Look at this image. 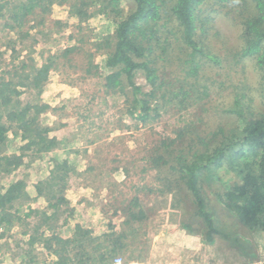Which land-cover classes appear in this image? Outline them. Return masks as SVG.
Masks as SVG:
<instances>
[{
  "label": "trees",
  "instance_id": "16d2710c",
  "mask_svg": "<svg viewBox=\"0 0 264 264\" xmlns=\"http://www.w3.org/2000/svg\"><path fill=\"white\" fill-rule=\"evenodd\" d=\"M67 1L3 0L0 19L5 20L3 27L17 28L20 41L21 38L25 40L30 33L20 32L19 28L30 15H34L35 20L40 18L36 26L43 25L44 15L51 12V6ZM123 1L74 0L70 13L80 21H87L96 13L111 17L113 30L100 34L94 42L97 50H103V63L95 62L90 54L91 66H82V70L86 78L101 79L106 99L112 96L124 99L121 112L126 117L134 122L149 123L158 118L167 105H179V109L188 110L197 102L192 101L194 96L204 100L210 95V84L196 88L191 85L192 81L203 78L207 66L220 67L224 62L208 42L214 25L207 26L200 19L199 7L205 2L216 5L214 11L227 17L233 14L238 19L240 44L228 58L230 70L251 62L252 68L260 73L257 89L264 96V0H128L131 3L128 10L123 7ZM236 5L239 9L235 12ZM12 42L6 45L8 50H0V66L2 63L4 67L9 66L0 74V172L16 169L29 154L40 156L60 146L62 140L51 136L54 128L45 121V114L62 110V116L65 107L44 102L42 95L51 71L72 70L75 55L84 49L80 44L60 48L44 57L42 63H37L32 54L22 55ZM9 49L13 58L6 63L4 55ZM175 49L183 52L184 57H176ZM175 63L177 82L166 78L164 71L169 64ZM139 75L145 77L144 83L137 81ZM224 83V79L220 81ZM147 85L150 88L146 89ZM234 86L237 89L234 100L227 109L228 115L236 119L233 125L227 128L222 123L209 124L203 114L199 119L204 120L203 124L185 121L177 136L164 139L160 149L143 159L148 169L157 173L160 187L154 186V189L159 190V194L173 196V208L186 212L184 227L193 232L201 229V238L207 244H213L216 237H220L241 247L247 238L237 231H225L212 209L206 189V186L216 188V200L235 221L250 231H264V112L252 109L254 96L243 82ZM9 132L22 139L18 152L12 154L7 151L11 140ZM67 164V160L55 162L52 176L37 185L39 194L48 198L53 211L50 215L44 214L41 222L34 226L31 243L41 242L57 256L56 264H112L114 257L130 244L131 238L143 234L141 225L148 215L141 197L136 194L124 205L126 216L119 229L111 220L107 232L94 235L92 228L76 223L73 235L65 238L55 227L62 215V206L71 208L64 196L70 177ZM224 169L232 172L233 178L220 187L218 181L222 180L220 174ZM23 187L24 182L17 181L5 191L0 188V229L19 218L10 209L16 199L22 198ZM152 187L142 184L138 190L145 188L153 192ZM32 211H27L26 215L31 216Z\"/></svg>",
  "mask_w": 264,
  "mask_h": 264
},
{
  "label": "rangeland",
  "instance_id": "374dc122",
  "mask_svg": "<svg viewBox=\"0 0 264 264\" xmlns=\"http://www.w3.org/2000/svg\"><path fill=\"white\" fill-rule=\"evenodd\" d=\"M72 2L74 0L53 4L51 12L44 15L46 19L43 25L36 26L40 18L35 20L34 15H30L19 28L20 32L28 31L30 36L25 40L21 38V41L20 33L16 32L17 28L3 27L5 20L0 19V50H8L6 45L12 40L14 42L11 45L22 51V55L32 54L37 63H42L44 57L57 52L60 48L79 44L84 47L75 55L72 70L67 68L51 71L42 95V99L51 105L65 107V113L60 121L66 122V134L67 138L73 140V150L83 152L87 161L83 162L84 166L82 165L81 169L83 171L80 175L75 174L74 181L72 180L65 192L71 201H75V210L64 209L70 211L68 215L73 219L65 223L64 218L60 217L55 231L59 232L62 227L64 231L61 232L66 235L70 226L81 223L93 228L95 234H102L109 230L108 224L111 220L118 224L119 229V224L126 216L124 205L139 194L148 215L141 225L143 234L131 238L130 244L114 257L112 264L116 257L121 258L120 264H243L264 260V231H250L235 221L230 212L216 200L215 187L211 189L206 186V189L209 191L210 203L216 217L219 218L220 224L224 225L226 232L237 231L245 236L247 238V241L243 240L245 245L241 247L232 245L231 241L220 237H216L213 244H207L201 238V229H195L197 231L193 232L184 227L186 212L184 209L173 208L175 202L173 196L159 194V190L154 189V186L156 189L160 187L156 180L157 173L148 169L146 159H143L160 149L164 139L177 136L179 127L185 121L203 124L204 120H199L203 114H206L204 119L208 120L209 124L222 123L227 128L233 125L236 119L228 115L227 109L234 100V91L237 90L234 85H241V82L247 86L250 95L254 96L252 109L264 112V96L261 90L257 89L260 73L252 68V63L246 62L239 67L235 66L237 72L234 71L236 69L234 66L230 70L228 58L240 44L238 19L234 18L233 14L232 17L231 15L227 17L224 13L214 11L217 8L214 4L206 2L201 4L200 19L202 18L207 26L214 25L210 30L208 42L212 51L221 56L224 62L220 67L208 64L202 73L203 78L192 81L191 85L196 88L204 83L210 84L211 93L204 100H198L194 96L192 101L197 102L188 110L179 109V105H167L161 110L158 118L143 123L134 122L121 112L122 104H125L124 99H119L118 96L106 99L101 89L100 78L84 77L86 74L82 66L87 67L90 64V54L95 62L103 63V50H97L94 42L100 34L113 30L114 24L111 17L100 13L89 17L87 21H80L76 15L70 13ZM130 6L128 0L123 1L125 10ZM238 9L236 5L235 12ZM176 51L178 52L176 57H184L183 52ZM12 53L9 49L4 55L6 63L12 62ZM22 55L16 59V63L21 60ZM178 59L176 63H179ZM176 63L171 66L169 64L164 70L166 78L175 82H177L175 77H178ZM4 66L2 63L0 74L2 69L9 67ZM223 79L225 83L220 84ZM137 81L144 83L145 77L139 75ZM148 88L149 85L146 86V89ZM55 116L46 114L45 118L52 120L57 118ZM13 141L10 142L14 143L13 146L20 143L19 139ZM9 150H12V147ZM220 175L222 177V180L218 181L220 187H224L226 182L233 178L232 172L226 169L221 170ZM142 184L153 186L154 191L150 192L145 188L139 191L138 187ZM27 228L30 229L29 226ZM248 241L250 242L246 243ZM13 249L14 247H11V250Z\"/></svg>",
  "mask_w": 264,
  "mask_h": 264
},
{
  "label": "crops",
  "instance_id": "0c3cea01",
  "mask_svg": "<svg viewBox=\"0 0 264 264\" xmlns=\"http://www.w3.org/2000/svg\"><path fill=\"white\" fill-rule=\"evenodd\" d=\"M47 114H52L53 116L56 115L55 117H57L52 120L45 118V120H51L46 122L54 128L51 131V136H56L59 140H62L60 146L54 150L43 153L40 156H32L33 154H29L24 157L23 163L16 169L10 172H0V188L2 191H5L14 182H24L21 194L22 198L16 199L14 201V206L10 209L11 212L16 213L19 218H16L12 225H3L2 229H0V264H56L57 256L50 252L41 242L36 241L33 244L31 243V235L34 232V226L39 224V221L41 222L44 214L50 215L53 211L48 198L39 194L37 185L41 180H45L52 176V172L56 168L55 162H62L64 160H67L68 162L67 167L70 171V177L67 187L64 190V196L69 200L71 208L75 210L76 207L75 201H71L65 192L72 180L74 181L75 174L78 173L80 175L83 171L81 170L84 166L83 162H87L85 154L73 150V140L71 141L69 137L67 138L68 135L66 134L67 131L65 129L66 122L60 121L63 118L60 115L61 112L57 111L56 114L48 112ZM58 116H61V118ZM61 123H63V125L59 126ZM8 137L11 139L10 142H14L13 140H20V143L15 144L14 146V143L10 144L11 146L7 149L8 153L12 154L18 152V148L22 144L21 137L15 135L13 132H9ZM11 147L12 150H9ZM62 209L61 217L64 218V222L66 223L68 220L72 221L73 218L68 215V210H64L68 208L62 206ZM29 210H33L31 216L26 215ZM28 226L29 228L33 226V228L31 227L28 229ZM65 229L68 228L65 227ZM69 229L70 232L67 230L69 233H66L65 231V235L61 232L62 230L64 231L61 227L59 234L65 238H69L74 233V226H70ZM93 234L100 235L101 233L95 234L93 230ZM12 241L14 243H12ZM11 247H14V249L11 250Z\"/></svg>",
  "mask_w": 264,
  "mask_h": 264
},
{
  "label": "built area",
  "instance_id": "2783aa9c",
  "mask_svg": "<svg viewBox=\"0 0 264 264\" xmlns=\"http://www.w3.org/2000/svg\"><path fill=\"white\" fill-rule=\"evenodd\" d=\"M121 263V258L120 257H116L115 260L113 261V264H120ZM243 264H264V260L263 259H259L256 261H252V262H247V263H243Z\"/></svg>",
  "mask_w": 264,
  "mask_h": 264
}]
</instances>
